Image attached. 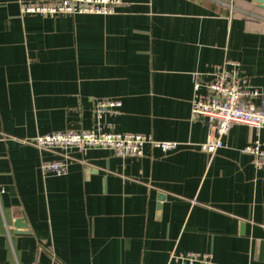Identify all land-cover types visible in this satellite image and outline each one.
I'll return each mask as SVG.
<instances>
[{
    "label": "crops",
    "instance_id": "crops-1",
    "mask_svg": "<svg viewBox=\"0 0 264 264\" xmlns=\"http://www.w3.org/2000/svg\"><path fill=\"white\" fill-rule=\"evenodd\" d=\"M35 1L0 0V264H167L191 251L264 264V167L242 152L264 147V129L233 123L207 154V127L190 117L193 74L207 83L215 65L264 92V9L122 0L110 15H21ZM99 99L121 101L105 131L178 148L75 152L64 175L44 174L57 155L36 138L94 128Z\"/></svg>",
    "mask_w": 264,
    "mask_h": 264
},
{
    "label": "built area",
    "instance_id": "built-area-1",
    "mask_svg": "<svg viewBox=\"0 0 264 264\" xmlns=\"http://www.w3.org/2000/svg\"><path fill=\"white\" fill-rule=\"evenodd\" d=\"M122 0H38L21 2V15L66 16L76 14L110 15L115 13ZM237 66L235 63H231ZM213 78L202 83L193 74V96L190 117L202 121L207 127L206 140L200 150L212 154L224 146L223 138L231 124L241 123L255 130L264 129V92L250 84L249 79L238 74V69L229 73L224 64L215 65ZM204 88V91L202 89ZM119 99H99L93 104L95 126L92 129L68 130L36 138L39 150H49L57 158L42 161L40 168L44 174L61 176L66 173L73 160V153H84L92 149H102L119 157H141L143 148L149 145L162 152L176 150V141H159L151 135L139 133H117L104 130L102 121L107 114H117ZM251 155L257 167H264V147L258 140L251 141L242 149ZM4 190L0 186V197ZM167 264H216L209 253L186 252L171 254Z\"/></svg>",
    "mask_w": 264,
    "mask_h": 264
},
{
    "label": "water",
    "instance_id": "water-1",
    "mask_svg": "<svg viewBox=\"0 0 264 264\" xmlns=\"http://www.w3.org/2000/svg\"><path fill=\"white\" fill-rule=\"evenodd\" d=\"M254 2L257 3V4L259 5L260 8L264 9V0H255ZM91 172H92V170H91L90 168H87L86 171H85V174L88 175V174H90ZM86 177H87V176H86ZM158 198H159L158 209H160V208H161V202H162L163 199H164V195H163V194H160V195L158 196ZM14 225H15L16 228H21V227H24V226H25V224H23V222H22V219H17V220L15 221ZM262 246H263V243H262V245H261V251H260V253H262V251H263V250H262V249H263Z\"/></svg>",
    "mask_w": 264,
    "mask_h": 264
}]
</instances>
